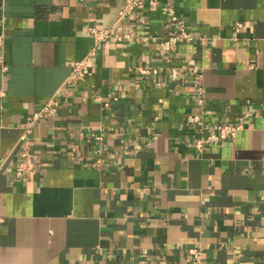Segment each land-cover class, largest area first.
Returning a JSON list of instances; mask_svg holds the SVG:
<instances>
[{"label": "crops", "instance_id": "obj_1", "mask_svg": "<svg viewBox=\"0 0 264 264\" xmlns=\"http://www.w3.org/2000/svg\"><path fill=\"white\" fill-rule=\"evenodd\" d=\"M143 1L120 20L126 0H0V264H195L194 247L202 264H264V0ZM169 2L202 41L164 49ZM91 27L132 37L98 47L66 101ZM146 64L158 74L141 78ZM189 66L204 76L202 106ZM52 98L57 113L24 139ZM198 113L244 125L199 152L187 122ZM25 149L35 169L19 179Z\"/></svg>", "mask_w": 264, "mask_h": 264}, {"label": "built area", "instance_id": "obj_2", "mask_svg": "<svg viewBox=\"0 0 264 264\" xmlns=\"http://www.w3.org/2000/svg\"><path fill=\"white\" fill-rule=\"evenodd\" d=\"M144 3L143 0H126L125 6L119 13V19H129L133 20L137 17V11L139 7ZM152 5H156V1L152 0ZM163 11L166 14V33L163 37L164 49L167 51H177L178 47L182 43H196L197 41H202V38L195 37L187 27V24L184 19H182L175 9V7L169 2L167 5L163 7ZM242 27L241 23L236 24V29H240ZM89 35L95 40V47L92 51L79 62L71 63V73L68 79L65 82L63 96L66 101H68V95L70 92V88L75 86L80 82H86L90 76V68L93 63V59L96 55V49L108 41H113L117 43H122L125 39L131 38V32L120 34L117 32L115 28H97L91 27L89 28ZM3 45V37H0V47ZM3 65V70H8V67ZM158 69L152 67L149 64L138 68V75L141 78H145L151 74H158ZM185 76H187L193 83L194 91L193 98L199 106H202L204 100L206 98V89L203 83L204 76L202 71L198 66H189L185 69ZM171 77L173 80L180 79V70L177 68H173L171 71ZM117 99V98H116ZM60 107V102L57 99L52 98L43 108L39 111L33 113L31 116L27 118V125L24 127L23 138L27 139L32 131L33 126L36 122L41 119L49 116H54ZM249 116V115H248ZM187 122L195 127L197 130L196 140L194 142V148L203 152L207 147L217 145L221 141L227 139H234L238 133V131L243 127V122L240 121L238 124L226 125V124H215L211 127H208L207 123L202 114H190L187 117ZM93 138L97 141L98 147L96 152L99 156L104 154H108L110 152L109 146L103 142V137L100 135H96L92 133ZM125 150L127 153H138L137 149H130L129 145L125 146ZM79 150L75 147L70 149L67 154L70 160L73 162H77L80 160L77 156V152ZM104 159L102 157L99 158V162L97 164L98 167H102L104 163ZM35 169V165L32 161V154L29 149H25L22 151L21 160L17 164L16 167V176L19 179H26V174L33 171ZM190 254L192 256V260L195 264H202L203 253L202 250L198 247H194L190 249Z\"/></svg>", "mask_w": 264, "mask_h": 264}]
</instances>
